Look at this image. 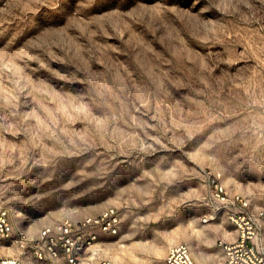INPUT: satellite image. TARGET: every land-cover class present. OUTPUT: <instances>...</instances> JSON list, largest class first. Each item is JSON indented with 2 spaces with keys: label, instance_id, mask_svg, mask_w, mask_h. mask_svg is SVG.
I'll return each mask as SVG.
<instances>
[{
  "label": "rangeland",
  "instance_id": "1",
  "mask_svg": "<svg viewBox=\"0 0 264 264\" xmlns=\"http://www.w3.org/2000/svg\"><path fill=\"white\" fill-rule=\"evenodd\" d=\"M236 196L264 205V0H0L16 230L114 209L118 232L96 228L84 264H166L177 243L220 264Z\"/></svg>",
  "mask_w": 264,
  "mask_h": 264
},
{
  "label": "built area",
  "instance_id": "2",
  "mask_svg": "<svg viewBox=\"0 0 264 264\" xmlns=\"http://www.w3.org/2000/svg\"><path fill=\"white\" fill-rule=\"evenodd\" d=\"M218 194H225L223 186L216 183ZM236 210L230 214L237 230V238L224 244L225 258L220 264H264V205L252 208L250 201L242 196L234 198ZM120 218L111 209L96 217L81 220L65 219L44 226L32 237L28 232L15 229L8 209L0 207V237L16 243L19 255L4 258L0 264H25L26 250L36 261L45 264H84L83 255L97 240L96 228L116 234ZM166 264H201L185 243L172 244L166 253ZM101 264H117L105 260Z\"/></svg>",
  "mask_w": 264,
  "mask_h": 264
}]
</instances>
